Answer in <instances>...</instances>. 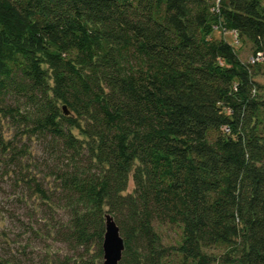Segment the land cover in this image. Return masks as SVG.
<instances>
[{"label": "trees", "instance_id": "trees-1", "mask_svg": "<svg viewBox=\"0 0 264 264\" xmlns=\"http://www.w3.org/2000/svg\"><path fill=\"white\" fill-rule=\"evenodd\" d=\"M257 76L264 0H0V116L59 163L61 240L96 249L72 264H103L106 213L124 240L119 264H264Z\"/></svg>", "mask_w": 264, "mask_h": 264}, {"label": "rangeland", "instance_id": "rangeland-1", "mask_svg": "<svg viewBox=\"0 0 264 264\" xmlns=\"http://www.w3.org/2000/svg\"><path fill=\"white\" fill-rule=\"evenodd\" d=\"M213 35L229 41L234 36L219 30ZM237 53L243 61L247 60L252 54L250 45L242 44ZM257 79L264 83L262 76ZM15 134L16 128L0 116V137L5 143L12 141L22 154L15 160L10 153H0V256L12 261L10 264H72L81 255L93 257L94 246L85 254L83 248L74 249L61 240L70 207L59 198L58 182L53 175L59 163L48 151L49 145L43 139ZM29 178H35L48 194L53 193V201L45 202L34 193L26 184ZM132 186L131 183L130 189ZM163 233L168 241L177 238L171 228Z\"/></svg>", "mask_w": 264, "mask_h": 264}, {"label": "water", "instance_id": "water-1", "mask_svg": "<svg viewBox=\"0 0 264 264\" xmlns=\"http://www.w3.org/2000/svg\"><path fill=\"white\" fill-rule=\"evenodd\" d=\"M64 113L68 115L66 106H63ZM105 232L103 237V264H119L122 260L125 249L124 240L114 216L106 213L104 215Z\"/></svg>", "mask_w": 264, "mask_h": 264}, {"label": "built area", "instance_id": "built-area-1", "mask_svg": "<svg viewBox=\"0 0 264 264\" xmlns=\"http://www.w3.org/2000/svg\"><path fill=\"white\" fill-rule=\"evenodd\" d=\"M217 1H219V0H217ZM234 35V37L236 36L235 34H233ZM262 60V55L259 53V54H257L255 57H250V59H249V61L251 62V63H255V62H258V61H261Z\"/></svg>", "mask_w": 264, "mask_h": 264}]
</instances>
